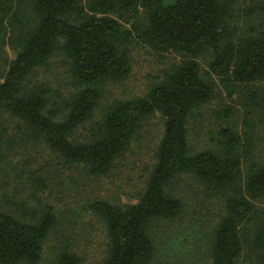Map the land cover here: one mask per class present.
Returning a JSON list of instances; mask_svg holds the SVG:
<instances>
[{
  "label": "trees",
  "instance_id": "obj_1",
  "mask_svg": "<svg viewBox=\"0 0 264 264\" xmlns=\"http://www.w3.org/2000/svg\"><path fill=\"white\" fill-rule=\"evenodd\" d=\"M238 2L0 0V47L14 50L13 57L0 60V110L20 119L28 136L89 173L105 175L130 149L145 119L155 113L163 119L155 161L137 201L119 205L97 200L91 205L106 231L101 264H147L152 259L154 224L183 209L180 198L167 190L183 173L203 182L224 207L211 232L208 264H236L245 249L253 264H264V209L256 204L264 196V148L255 150V128L264 121V89L247 93L243 124L221 126L215 147L191 151L188 143L189 117L214 94L200 71V57L210 55V73L231 92L264 82V25L243 30ZM251 2L245 13L264 15V0ZM134 42L177 60L144 94L114 99L87 139L71 138L91 119L103 87L128 76V46ZM57 53L74 91L50 106L51 89L29 87L28 81ZM36 204L20 208L29 220L0 210V264H37L41 259L57 216L39 197ZM250 223L253 227L246 230ZM83 262L67 245L56 254V264Z\"/></svg>",
  "mask_w": 264,
  "mask_h": 264
},
{
  "label": "rangeland",
  "instance_id": "obj_2",
  "mask_svg": "<svg viewBox=\"0 0 264 264\" xmlns=\"http://www.w3.org/2000/svg\"><path fill=\"white\" fill-rule=\"evenodd\" d=\"M251 0H239V25L246 30L249 24L264 25V15L249 17L245 7ZM130 70L119 83H107L98 106L89 121L78 126L71 138L85 140L102 118L106 107L118 98L144 94L160 81L162 72L177 60L170 53H158L139 42L128 46ZM14 50L0 47V60L13 57ZM201 73L211 81L213 97L195 110L188 121V143L191 151L215 147L217 130L221 126L242 125V115L249 105L247 93L264 89V82L248 87H236L231 92L215 78L208 67L210 55L198 59ZM29 87L47 85L51 89V104L60 103V96L74 91L66 72V63L60 53L53 55L45 66L34 70ZM251 88V89H250ZM230 114L225 119L226 115ZM163 119L159 113L148 117L131 143L130 149L115 161L105 175H94L82 164L61 157L38 139L27 135L25 124L0 110V210L16 217H24L21 207L50 204L57 223L43 243L41 259L37 264H56V254L62 245L75 251L84 264H101L106 250V231L101 218L92 210L97 200L115 204L136 202L155 161V152L162 136ZM259 141L255 150L264 148V121L255 128ZM257 139V138H256ZM40 181V187L37 186ZM167 190L183 202L182 211L173 219H158L151 231L154 252L147 264H208L209 242L214 225L224 215L220 197L190 173L171 180ZM264 209V196L257 199ZM246 230L253 227L248 224ZM248 237L250 232L246 231ZM236 264H253L245 249Z\"/></svg>",
  "mask_w": 264,
  "mask_h": 264
}]
</instances>
